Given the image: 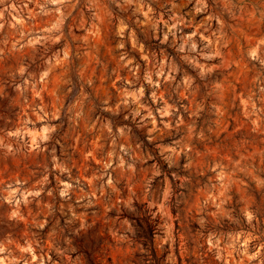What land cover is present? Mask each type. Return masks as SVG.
Listing matches in <instances>:
<instances>
[{"label":"clouds","instance_id":"9594fccd","mask_svg":"<svg viewBox=\"0 0 264 264\" xmlns=\"http://www.w3.org/2000/svg\"><path fill=\"white\" fill-rule=\"evenodd\" d=\"M0 264H264V0H0Z\"/></svg>","mask_w":264,"mask_h":264}]
</instances>
